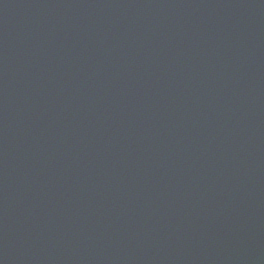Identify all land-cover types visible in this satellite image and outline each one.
Returning a JSON list of instances; mask_svg holds the SVG:
<instances>
[{
  "label": "water",
  "instance_id": "obj_1",
  "mask_svg": "<svg viewBox=\"0 0 264 264\" xmlns=\"http://www.w3.org/2000/svg\"><path fill=\"white\" fill-rule=\"evenodd\" d=\"M0 264H264V0H0Z\"/></svg>",
  "mask_w": 264,
  "mask_h": 264
}]
</instances>
